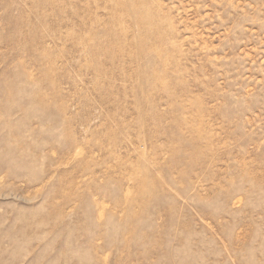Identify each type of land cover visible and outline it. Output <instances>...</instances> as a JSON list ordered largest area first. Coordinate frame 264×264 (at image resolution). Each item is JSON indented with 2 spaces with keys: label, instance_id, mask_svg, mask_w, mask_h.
<instances>
[{
  "label": "rangeland",
  "instance_id": "1",
  "mask_svg": "<svg viewBox=\"0 0 264 264\" xmlns=\"http://www.w3.org/2000/svg\"><path fill=\"white\" fill-rule=\"evenodd\" d=\"M0 264H264V0H0Z\"/></svg>",
  "mask_w": 264,
  "mask_h": 264
}]
</instances>
